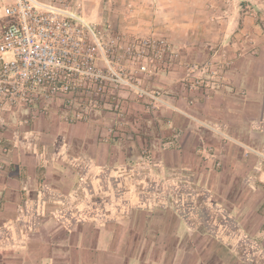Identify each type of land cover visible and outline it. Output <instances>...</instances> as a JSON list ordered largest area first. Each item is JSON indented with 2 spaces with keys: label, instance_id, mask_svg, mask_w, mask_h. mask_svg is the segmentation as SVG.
Returning <instances> with one entry per match:
<instances>
[{
  "label": "crops",
  "instance_id": "obj_1",
  "mask_svg": "<svg viewBox=\"0 0 264 264\" xmlns=\"http://www.w3.org/2000/svg\"><path fill=\"white\" fill-rule=\"evenodd\" d=\"M127 1L172 13V0ZM139 11L142 30L153 19ZM220 72V83L184 91L181 101L172 92L184 114L145 119L144 129L157 133L145 138L152 148L144 166L135 158L144 138L101 142L102 117L68 128L61 101L29 122L27 108L4 106L0 142L10 150L0 154V227L23 239L0 244L8 252L0 264H264V53L239 55ZM166 178L172 207L138 194L143 180ZM33 219L52 228H35ZM61 231L66 243L49 241Z\"/></svg>",
  "mask_w": 264,
  "mask_h": 264
},
{
  "label": "rangeland",
  "instance_id": "obj_2",
  "mask_svg": "<svg viewBox=\"0 0 264 264\" xmlns=\"http://www.w3.org/2000/svg\"><path fill=\"white\" fill-rule=\"evenodd\" d=\"M132 3L127 0H88L83 6L86 18L102 31L109 24L108 35L117 39V46H121L114 51L121 54V57L119 60L114 57L113 67L118 71L122 68V76L129 84L118 85L119 83L113 82L108 85L103 93L97 94L96 106H88L87 99L82 100L73 95L71 98H75L74 103L64 105V109L59 111L63 113L61 115L67 123L64 125L68 128L73 123H92L102 117L103 120L97 124L98 131L103 132L101 137L99 135L101 142L109 143L112 139L120 138V147L124 138L131 139L139 134L144 139L141 140L143 144L135 158L138 157V164L142 163L144 166L147 165L145 160H151L152 148L150 140L145 138H148V133H157L144 129L148 128L147 124L144 126L145 119L158 117V114L164 116L172 111L184 114L179 107L177 109L172 106L173 91H177L180 97H176L181 101L184 99V91L192 92L202 86L210 88L217 82L220 83V71L233 65L239 55L264 53V0H172L171 14L168 10L160 9L153 13L142 12L138 10L140 5ZM141 3L145 2L140 0L139 4ZM148 7L149 4L145 8L149 10ZM137 11L146 20L153 19L152 24L143 26L147 29L138 30L143 24L137 20ZM1 13L0 9V15ZM191 29L194 32L190 35ZM80 94L84 96L86 93ZM2 109L3 107L0 108ZM46 113L41 112L37 117ZM78 113L86 116L87 120H65V117ZM149 127L157 130L154 124ZM8 146L9 144L0 142V154L8 153ZM4 165L0 161V173L5 169ZM145 174L142 173V177L147 180ZM104 180L107 178H102L101 183ZM144 180L140 183L142 188L138 194L141 195L142 191L144 197H155L158 208L168 205L172 207L171 179L170 182L166 178L164 183L161 180L160 183L151 185L144 183ZM138 194L136 197H139ZM115 195L118 201L113 205L117 206L120 203L119 190L113 191L112 199ZM97 205L99 206V202ZM33 206L37 208V205ZM29 223L35 225V228L43 227V231L52 228L51 224L45 225V221L40 219H33ZM3 227L1 225L0 231ZM13 228L18 231L21 224L16 222ZM61 233L62 231L50 235L49 241L66 243L68 238ZM38 237L35 235V238ZM20 239L23 238L18 233L10 237L1 231L0 244H20ZM40 254L41 252H34L31 258L35 259ZM54 254L57 255L56 260L64 259L59 257L60 252L55 251ZM2 255H8V252H1L0 259L3 258Z\"/></svg>",
  "mask_w": 264,
  "mask_h": 264
},
{
  "label": "built area",
  "instance_id": "obj_3",
  "mask_svg": "<svg viewBox=\"0 0 264 264\" xmlns=\"http://www.w3.org/2000/svg\"><path fill=\"white\" fill-rule=\"evenodd\" d=\"M0 1V108H27L29 122L51 101L70 105L74 95L96 106L108 85L129 84L122 68L113 67L121 46L108 35L109 24L102 31L83 12L88 0Z\"/></svg>",
  "mask_w": 264,
  "mask_h": 264
}]
</instances>
